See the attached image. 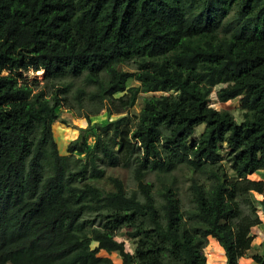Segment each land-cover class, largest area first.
<instances>
[{
    "label": "trees",
    "instance_id": "16d2710c",
    "mask_svg": "<svg viewBox=\"0 0 264 264\" xmlns=\"http://www.w3.org/2000/svg\"><path fill=\"white\" fill-rule=\"evenodd\" d=\"M29 69L47 89L23 78ZM217 84L218 101L239 97L240 123L211 105ZM91 101L124 114L87 113L61 153L52 125L68 120L56 108ZM217 163L208 188L190 178L184 208L176 170ZM105 166L131 167L135 188ZM260 170L264 0H0V264H113L100 251L121 264H206L209 238L238 264L264 207V180L245 176ZM259 249L264 264V237Z\"/></svg>",
    "mask_w": 264,
    "mask_h": 264
},
{
    "label": "rangeland",
    "instance_id": "374dc122",
    "mask_svg": "<svg viewBox=\"0 0 264 264\" xmlns=\"http://www.w3.org/2000/svg\"><path fill=\"white\" fill-rule=\"evenodd\" d=\"M119 68L123 70H131L126 65H119ZM23 78L26 79V81L30 84H32L36 90L40 88L47 89L45 86V79H44V71L42 69L33 71L31 69L27 70L22 74ZM81 81L75 82V87L80 85ZM128 86L131 85H137L138 82L134 79H129L127 82ZM225 84H217L213 87L212 93L210 95V103L215 108L220 110H226L230 112L236 119L237 123H240L242 120L241 111L239 109L240 100L239 97H236L232 100L226 101V102H220L216 98V92L217 90L224 86ZM173 93H176L172 91ZM159 92H156L155 94H158ZM141 95L143 93H140ZM120 95V94H118ZM88 107L84 108H69L67 106H58L56 108V111L60 113V116L62 118H66L68 120V125H65L64 123L60 121H55L52 125L53 135L54 139L58 144L59 151L63 154H66V144L76 138L79 134L78 127H86L88 125V120L86 118V114L89 113V120L90 122H106L109 119H114L117 116L124 114V113H111L108 114L106 109V103L105 102H98V101H91L87 104ZM140 109V102L134 104L132 108L128 110L129 113L137 114ZM203 123H200L196 126L195 130V136L197 137L199 133L203 129ZM85 140L87 142L88 148L92 147L95 141V137L91 132L85 133ZM223 156H226V145L223 146ZM76 157L83 158L84 153L79 154L75 153ZM217 164H206L202 169L198 171H189L185 166L181 167L180 169H177L175 172V178H176V185L178 187V193L179 197L182 202V206L184 208L189 207V190L188 185L190 183V178L194 177L198 180V182L205 186V188L209 187L211 181L213 179L209 175L210 169H216L218 167ZM131 168V167H130ZM130 168H125L121 166H105V177L108 175L117 176L124 182L126 188L128 191H131L135 188V181L132 176V172ZM245 177H248L252 180H264V170H260L258 172H254L252 174L246 175ZM211 178V179H210ZM149 180L153 181L154 177L149 176ZM108 187V184L105 186ZM257 198H261V195H256ZM256 213L258 217L260 218V223L256 226H253L251 228V232L254 234V240L251 244L250 249L247 250L245 255L238 260V264H257L253 261L252 255L254 254H261V250L259 249V244L261 240L264 237V207L260 205H256ZM117 240L124 241L125 248L129 251H133L134 244L133 240L125 238L122 235H119L116 237ZM205 252L207 254V263L206 264H225L224 260L225 257L223 255V250L221 246L212 238H209L208 243L205 247ZM101 256H107L109 255L112 259L113 264H119V257L117 253H111L107 254L104 251H100L98 253Z\"/></svg>",
    "mask_w": 264,
    "mask_h": 264
},
{
    "label": "crops",
    "instance_id": "0c3cea01",
    "mask_svg": "<svg viewBox=\"0 0 264 264\" xmlns=\"http://www.w3.org/2000/svg\"><path fill=\"white\" fill-rule=\"evenodd\" d=\"M224 262H225V260H224ZM119 264H121V261H120V259H119ZM226 264V263H225Z\"/></svg>",
    "mask_w": 264,
    "mask_h": 264
}]
</instances>
